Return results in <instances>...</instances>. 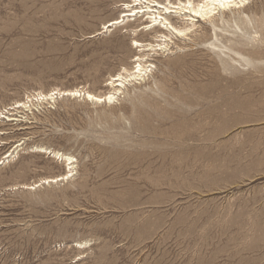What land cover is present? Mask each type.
Wrapping results in <instances>:
<instances>
[{"label":"rangeland","instance_id":"374dc122","mask_svg":"<svg viewBox=\"0 0 264 264\" xmlns=\"http://www.w3.org/2000/svg\"><path fill=\"white\" fill-rule=\"evenodd\" d=\"M245 1L177 34L110 26L133 0H0V264H264V0ZM139 63L113 102L37 95ZM52 150L72 175L41 183L68 170Z\"/></svg>","mask_w":264,"mask_h":264},{"label":"bare ground","instance_id":"6f19581e","mask_svg":"<svg viewBox=\"0 0 264 264\" xmlns=\"http://www.w3.org/2000/svg\"><path fill=\"white\" fill-rule=\"evenodd\" d=\"M133 2H134V4H132V5L131 4H127V7L133 6L132 7L133 9H127L126 11L123 12L122 18L120 17L118 19L110 21L109 25L111 26V25H114V24H118L121 21H124L126 17H132V16L137 17L138 13L143 12L144 15H147V18L150 19V21L147 23L145 28H152L154 25L159 23V24H162V25H166L172 32H175L177 34H184V33H186V31L190 30L192 27L195 26L194 20L196 18H199L201 20L210 21V23H211V25L213 27V30L215 31L218 28V26L216 24L217 18L222 20V18L227 16V11L228 10L232 11V9L234 7H238V6L241 7V6H243L245 4L246 1L245 0H201L200 2L194 3L192 0H187V1H184V2L181 1L178 4L171 3V1H170L168 5L167 4H163L162 2H160L158 0H133ZM137 4H142L139 7L140 9H138V7L134 8V6L137 5ZM246 8H245V10H246ZM163 11H165L164 14H168V12H175V13H178V14H181V15H184V16L189 15V17L187 19L191 20L192 23L190 25H188V24L186 25V24L183 23L184 26L175 25V24L172 23V21L167 16H163L164 15L162 13ZM217 15H219V17H217ZM109 25H108V27H109ZM205 26H207V25H205ZM155 30H156V28H155ZM202 35H204V34H202ZM161 36L167 37L166 34H163ZM216 36H217V34H216ZM134 42L136 43L137 46H143V47H151L152 48L154 46H159V45L161 46V43L160 44L143 43V42H140L138 40H135ZM133 68H135V69L137 68V70L128 71L126 68H124L125 73L124 72H119L117 74L112 75L109 78V80L105 83V85L109 86V88L104 93H93V92H91L89 90H84L83 91V90H81L79 88H74V89H64V90H59V91L58 90H53L49 94H44L42 92H39V93H37V95L41 96L44 99L47 98V97L48 98L49 97L50 98H55V96H54L55 94L73 95V96L74 95H76V96L83 95L84 98H86L88 100L96 101V102H113L115 99H117L118 95L122 92V89H123V87H125L126 82H129L132 79L141 78L148 71V66L147 65L144 66L141 63H139L137 66H135ZM206 89H208V88H206ZM218 91H220V90H218ZM205 93H207V92H205ZM20 103H22V102H20ZM22 104L24 105L25 103H22ZM2 113L3 112L0 111V115H3ZM174 140H175V138H174ZM180 140H182V139H180ZM166 143L167 142H165V144ZM48 152H49V150H48ZM52 152L54 153V155L56 157H60L62 159H65L68 170L63 175H59V176H56V177L45 178V179L42 180L41 183L57 182L59 180H62L64 178H67L68 176L72 175L71 173H72L73 168H74V165H73L74 157L71 156V154L70 155H65L63 152H60V151H53L52 150ZM38 185H40V183H35V184H32V185H28V187L29 188H36Z\"/></svg>","mask_w":264,"mask_h":264}]
</instances>
